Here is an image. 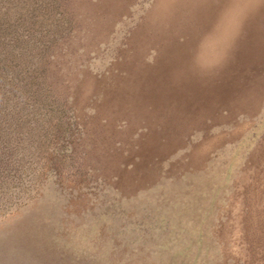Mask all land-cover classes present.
I'll use <instances>...</instances> for the list:
<instances>
[{"label": "rangeland", "instance_id": "374dc122", "mask_svg": "<svg viewBox=\"0 0 264 264\" xmlns=\"http://www.w3.org/2000/svg\"><path fill=\"white\" fill-rule=\"evenodd\" d=\"M233 2L68 0L52 50L6 38L47 72L0 137V264H264V0L193 63Z\"/></svg>", "mask_w": 264, "mask_h": 264}, {"label": "trees", "instance_id": "16d2710c", "mask_svg": "<svg viewBox=\"0 0 264 264\" xmlns=\"http://www.w3.org/2000/svg\"><path fill=\"white\" fill-rule=\"evenodd\" d=\"M67 4L68 0H0V137L4 139L11 131L23 130L26 122L31 126V122L36 121L40 112L38 102H43L38 101V96L46 82L42 77L47 72L34 58L36 54L27 57L26 61H21L20 56L14 57V53L12 58L6 52V38L12 37L17 47L23 42L22 37L30 34L27 39L31 42L30 51L52 50L55 40L66 34L73 24L65 11ZM50 14L55 16L54 22H49ZM39 27L43 28L46 39L34 36L35 32H40ZM8 96H11L9 100ZM21 112H25L26 120L21 119ZM60 128L65 130V127Z\"/></svg>", "mask_w": 264, "mask_h": 264}, {"label": "clouds", "instance_id": "9594fccd", "mask_svg": "<svg viewBox=\"0 0 264 264\" xmlns=\"http://www.w3.org/2000/svg\"><path fill=\"white\" fill-rule=\"evenodd\" d=\"M230 7L232 9V12H229L228 16H222L220 19H218L213 28V31L220 32L222 30L223 20L232 17L231 30L222 35L216 55L213 58L209 59L205 53V40H201L193 56L194 65L199 71L203 73H211L221 67V65L227 59V56L233 48L239 35L240 27L242 25L243 18L247 9H244L242 7L241 0H234L233 4ZM233 13H239V15L234 17Z\"/></svg>", "mask_w": 264, "mask_h": 264}, {"label": "snow or ice", "instance_id": "6c2138e0", "mask_svg": "<svg viewBox=\"0 0 264 264\" xmlns=\"http://www.w3.org/2000/svg\"><path fill=\"white\" fill-rule=\"evenodd\" d=\"M231 23V19H225V21L223 22V25H224V27H225V29H227L228 28V26H229V24Z\"/></svg>", "mask_w": 264, "mask_h": 264}]
</instances>
